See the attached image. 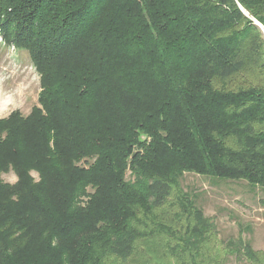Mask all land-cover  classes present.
<instances>
[{"label":"trees","instance_id":"16d2710c","mask_svg":"<svg viewBox=\"0 0 264 264\" xmlns=\"http://www.w3.org/2000/svg\"><path fill=\"white\" fill-rule=\"evenodd\" d=\"M2 2L41 92L0 119V264H264L179 186L264 190V0Z\"/></svg>","mask_w":264,"mask_h":264},{"label":"rangeland","instance_id":"374dc122","mask_svg":"<svg viewBox=\"0 0 264 264\" xmlns=\"http://www.w3.org/2000/svg\"><path fill=\"white\" fill-rule=\"evenodd\" d=\"M0 0V119L18 111L26 117L31 109L40 106L41 77L25 50H18L13 42H7V29L15 18L12 9ZM22 24L20 21L19 26ZM6 27V30H4ZM4 32V33H3ZM7 35V37H6ZM6 183H14L12 170L2 172ZM31 175L37 179L36 171ZM183 192H187L218 230V238L226 244L249 242L253 250H264V190L243 181H229L193 173H185L179 180ZM152 263H165L156 256ZM140 254L129 264H145ZM169 264H178L169 259ZM149 264V263H148ZM226 264H237L230 256Z\"/></svg>","mask_w":264,"mask_h":264},{"label":"water","instance_id":"95a60500","mask_svg":"<svg viewBox=\"0 0 264 264\" xmlns=\"http://www.w3.org/2000/svg\"><path fill=\"white\" fill-rule=\"evenodd\" d=\"M256 24L258 25V26H260V24L258 23V22H256ZM261 27V26H260Z\"/></svg>","mask_w":264,"mask_h":264}]
</instances>
